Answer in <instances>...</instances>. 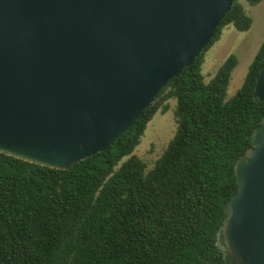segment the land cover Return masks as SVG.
Wrapping results in <instances>:
<instances>
[{"label":"trees","instance_id":"16d2710c","mask_svg":"<svg viewBox=\"0 0 264 264\" xmlns=\"http://www.w3.org/2000/svg\"><path fill=\"white\" fill-rule=\"evenodd\" d=\"M252 22L234 0L194 63L106 151L68 170L0 153V264H231L221 233L238 188L235 167L264 119L254 95L264 41L231 98L237 56L208 82L203 65L226 26L246 32ZM170 98L177 128L147 171L135 150Z\"/></svg>","mask_w":264,"mask_h":264},{"label":"water","instance_id":"95a60500","mask_svg":"<svg viewBox=\"0 0 264 264\" xmlns=\"http://www.w3.org/2000/svg\"><path fill=\"white\" fill-rule=\"evenodd\" d=\"M234 0H0V153L68 170L106 151L210 43ZM264 101V67L255 86ZM222 240L264 264V119Z\"/></svg>","mask_w":264,"mask_h":264},{"label":"rangeland","instance_id":"374dc122","mask_svg":"<svg viewBox=\"0 0 264 264\" xmlns=\"http://www.w3.org/2000/svg\"><path fill=\"white\" fill-rule=\"evenodd\" d=\"M247 12L254 13V8L247 0H239ZM255 16V24L249 33L237 31L233 25L226 26L223 29L221 39L214 44L205 54V64L203 65V74L205 81L208 82L215 75L219 66L231 54H235L239 63L235 68L232 80L228 90V98H231L241 88L247 74L249 64L257 53L259 46L264 38V25L259 22ZM209 51H212L211 62L208 61ZM209 63V65H208ZM169 109L166 112L159 110L154 118L148 123L141 143L135 150L146 164L147 171L153 168L157 159L166 149L169 141L175 134L177 123L174 115L176 99L170 98Z\"/></svg>","mask_w":264,"mask_h":264},{"label":"crops","instance_id":"0c3cea01","mask_svg":"<svg viewBox=\"0 0 264 264\" xmlns=\"http://www.w3.org/2000/svg\"><path fill=\"white\" fill-rule=\"evenodd\" d=\"M252 6V5H251ZM253 8H254V13H255V15H256V18H257V20L259 21V22H262V24L264 25V0L263 1H261L259 4H257V5H254V6H252ZM245 8V7H244ZM247 12V11H246ZM250 16H251V18H252V20H253V22H252V26H251V28L248 30V31H246L245 33H249V32H251V30L253 29V26H254V24H255V16H254V13H252V12H247ZM263 41H264V38H263ZM263 41L261 42V45H262V43H263ZM260 45V46H261ZM214 46V45H213ZM212 46V47H213ZM260 46H259V48H260ZM211 47V48H212ZM210 48V49H211ZM259 48H258V50H259ZM258 50H257V52H258ZM213 53H212V51L210 52L209 51V55H208V61L207 62H211V58H213L212 55ZM257 54V53H256ZM255 54V55H256ZM255 57V56H254ZM254 57H253V59H254ZM228 58V57H227ZM226 58V59H227ZM238 58V57H237ZM253 59H252V61H253ZM252 61L250 62V64L252 63ZM238 63H239V59H238ZM204 64H205V62H204ZM223 64V63H222ZM221 64V65H222ZM250 64H249V66H250ZM208 65H209V63H208ZM220 65V66H221ZM238 65V64H237ZM219 66V67H220ZM237 67V66H236ZM235 67V68H236ZM235 68H234V70H233V72H232V76H233V73L235 72ZM249 69V68H248ZM218 70V69H217ZM217 72V71H216ZM248 72V71H247ZM246 77V76H245ZM231 80H232V78H231ZM231 82V81H230ZM243 85V84H242ZM230 86V85H229ZM228 90H229V87H228ZM227 95H228V92H227Z\"/></svg>","mask_w":264,"mask_h":264}]
</instances>
